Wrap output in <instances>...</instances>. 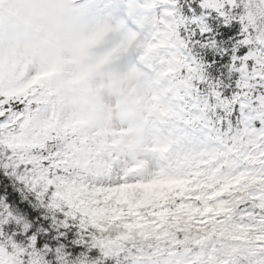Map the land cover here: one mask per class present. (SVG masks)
<instances>
[{
	"label": "snow or ice",
	"instance_id": "obj_1",
	"mask_svg": "<svg viewBox=\"0 0 264 264\" xmlns=\"http://www.w3.org/2000/svg\"><path fill=\"white\" fill-rule=\"evenodd\" d=\"M0 264H264V0H0Z\"/></svg>",
	"mask_w": 264,
	"mask_h": 264
}]
</instances>
